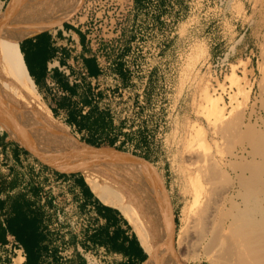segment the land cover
Returning <instances> with one entry per match:
<instances>
[{
	"label": "rangeland",
	"instance_id": "rangeland-1",
	"mask_svg": "<svg viewBox=\"0 0 264 264\" xmlns=\"http://www.w3.org/2000/svg\"><path fill=\"white\" fill-rule=\"evenodd\" d=\"M9 1L0 0V22ZM134 4L133 22L119 7L112 15L122 30L121 39L100 42V49L108 51L105 57L110 65L102 73L101 101L90 118L101 124L103 117L107 128L94 123L93 131L101 134L97 139L100 148L93 154L104 150L111 155L114 151L112 156L124 158L145 193L147 183L160 182L156 185L161 195L159 207L172 211L178 219L177 230L170 237L180 264H223L217 252L209 256L212 260L204 252H195L198 259L193 260L175 243L185 218L194 215L190 214L192 193L201 181L200 177L194 179L185 159L197 158V166H217L221 176L217 179L216 175L214 186L225 194L220 210L226 215L224 230L230 231L228 235L233 213L244 211L242 195L250 184L260 199L259 210L252 216L264 217V0H135ZM87 47L93 54L95 43L90 46L87 42ZM225 56L230 69L217 78L214 71ZM7 96L0 98L4 105L0 115V191L7 190L0 194V205H9L15 198L19 206L21 201L25 206L36 197L26 189L28 185L22 187L29 170H20L14 148L39 147L35 138L49 148L84 145L75 129L57 119L50 128L61 140L48 137L25 99L14 101ZM212 101L223 108L221 114L211 109ZM98 110L104 114H97ZM219 128L228 134L222 136ZM54 153L49 150V156L58 158L60 154ZM102 181L115 190L110 182ZM2 215L0 209V219ZM256 258L254 264H264L263 251ZM156 260L165 264L158 255Z\"/></svg>",
	"mask_w": 264,
	"mask_h": 264
},
{
	"label": "crops",
	"instance_id": "crops-1",
	"mask_svg": "<svg viewBox=\"0 0 264 264\" xmlns=\"http://www.w3.org/2000/svg\"><path fill=\"white\" fill-rule=\"evenodd\" d=\"M71 19L63 12H50L46 0H33L22 23L19 51L36 93L54 120L65 121L75 129L82 143L100 148L97 139L101 133L93 131V126H89L93 118L87 120L86 116L95 114L101 101L99 81L103 69L89 54L85 36L66 23ZM87 63L91 64V72ZM63 68L74 78H79L80 70L85 69L87 78L71 83ZM52 84L64 95L54 94ZM97 114L104 113L98 110ZM34 143L39 147L17 146L13 150L16 161L21 162L20 170H29V178L22 187L28 185L26 189L36 198L25 206L23 201L19 206L15 198L9 205H0V263L10 262L7 248L12 238L25 252V257L12 256L13 264H86L80 255L82 250L101 253L115 264H158L157 253L147 236L119 207L117 194L112 196L101 178L38 138ZM49 150L60 155L54 153L58 157L54 159ZM110 154L101 150L93 155L122 168L145 192L129 162L119 155L112 156L114 151ZM159 183H147L145 194L170 237L177 230L178 219L172 211L159 207ZM4 193L6 189L0 191Z\"/></svg>",
	"mask_w": 264,
	"mask_h": 264
},
{
	"label": "bare ground",
	"instance_id": "bare-ground-1",
	"mask_svg": "<svg viewBox=\"0 0 264 264\" xmlns=\"http://www.w3.org/2000/svg\"><path fill=\"white\" fill-rule=\"evenodd\" d=\"M46 1L49 4L50 12H63L68 14L70 18H73L78 12L83 0ZM32 2L33 0H10L7 6V11L0 22V98L5 99L8 95L7 97L10 99L13 98L14 101L18 97L25 99V102L30 106L29 108H31L34 117L46 132L45 134H48V136H51L52 138H57L58 140L60 136L57 133L52 132L50 128L51 123H55V120L50 110L44 105L36 93L34 85L26 72L19 51V38L21 35L22 23ZM3 106L0 107L1 116L2 110L4 109ZM211 109L216 113L221 114L223 112V108H221L215 101L211 102ZM225 125L226 123H224V126ZM226 127L230 128V126L228 127L227 125ZM225 128H219L221 129L220 134H228V131H226ZM74 146H62L59 149H52L78 160L96 176L110 182L116 191L112 190L110 186L107 185L108 191L112 196H115V193L117 194V204L128 216L139 224L157 255L164 260L165 264H180L174 255L171 237L166 234L160 221L154 214L153 210H151V206L147 201V196L138 182H136L122 168L116 166L110 161L94 156L82 146ZM90 158L93 159V161H91ZM185 162L188 165L189 170L192 172L191 174L194 175V179L200 177L201 181L194 187L192 193L193 204L190 208V214H194L192 216L193 218H185L186 222H183V225L177 231L175 238L177 247L184 249V253L186 252V254L193 260L198 259L195 252H204L205 255H208L207 258L209 260H212V257L209 256H212L213 253L217 252L221 254V256L217 258H219V262L223 264H226L227 262L228 264H231L229 263L231 260L234 261L232 264H254L257 254L260 251L264 252V217L261 214H259L261 215L260 219H258V217L256 218L255 215L252 216L256 211L258 212L260 201L259 198L257 199V190L254 189V191L253 188H251L252 186L254 187V185L252 184L251 186L250 184L251 187L249 185V188L245 187L247 191L244 193L245 196L242 195L243 198L245 197L244 211H240L237 215L236 212L233 213L234 220L232 219V227L229 228L231 229V235H228L230 231L226 233L227 231L225 232L224 230V218L226 217L223 218L225 214L220 210V201L225 194L223 195L220 193V189H216L215 186L217 185L214 186V182H216L214 179L216 175L217 179L219 176V172L216 168L217 166L215 164L212 165V161L210 162V166L200 164L197 166V163L199 162L198 159L191 156H187ZM250 181L251 183H254L251 179ZM258 183L256 181V184ZM225 211L227 210L225 209ZM237 211L239 212V210ZM183 221H185L184 218ZM202 253L201 255H203ZM234 258L236 260H234ZM258 258L259 257L256 259ZM262 259L260 260L262 261Z\"/></svg>",
	"mask_w": 264,
	"mask_h": 264
},
{
	"label": "built area",
	"instance_id": "built-area-1",
	"mask_svg": "<svg viewBox=\"0 0 264 264\" xmlns=\"http://www.w3.org/2000/svg\"><path fill=\"white\" fill-rule=\"evenodd\" d=\"M135 0H83L78 12L73 16V18L66 23H71L73 27L80 30V32L85 36L89 45L95 43V47L92 48V55L95 59L96 64L103 71L110 65V62H106V55L108 51L105 49H100V42L106 40H116L121 39L122 33L121 29L116 26L115 20L112 15L116 12L117 8L122 12L124 17L128 18L130 22H133L135 17ZM132 27H130V30ZM107 33V34H106ZM134 34V31L132 32ZM131 34L132 39L134 36ZM110 42V41H109ZM228 56L220 59V63L217 65L214 75L217 78L224 76L230 69V64ZM63 74L68 78L71 83H80V80L87 78V72L85 69L80 70V77H72L66 68L62 69ZM53 93L58 96H63L64 93L61 92L53 84ZM59 221L62 220L61 216H58ZM10 256V262L4 261L0 264H13L12 256L19 254L25 257V252L22 245L11 238L10 244L7 248ZM80 255L83 257L86 264H115L108 260L105 255L101 253H92L81 251ZM3 258V257H2Z\"/></svg>",
	"mask_w": 264,
	"mask_h": 264
},
{
	"label": "trees",
	"instance_id": "trees-1",
	"mask_svg": "<svg viewBox=\"0 0 264 264\" xmlns=\"http://www.w3.org/2000/svg\"><path fill=\"white\" fill-rule=\"evenodd\" d=\"M139 2H142V0H138ZM87 65L89 66V71L91 72L92 70H91V64H89V63H87ZM117 67H118V70H121V65L120 64H117ZM86 116V115H85ZM89 117H91V115H89V116H86V118H87V120H89L88 118ZM100 117V116H99ZM101 118V120H100V122H101V124H99L98 122V120H96V119H92V122H90V124H89V126H93L94 125V123L96 124H98V125H96V126H101V128H107V124L106 123H104L105 121L103 120L104 118L103 117H100ZM87 122V121H86ZM93 127H95V126H93ZM83 145H84V147L86 148V149H88L89 151H91L92 153H95L96 152V150H95V148H93V147H90V146H88L87 144H84L83 143ZM3 240V233L2 232H0V243H1V241Z\"/></svg>",
	"mask_w": 264,
	"mask_h": 264
}]
</instances>
